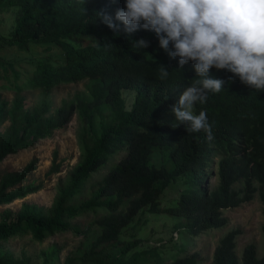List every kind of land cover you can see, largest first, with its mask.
Instances as JSON below:
<instances>
[{
  "label": "trees",
  "instance_id": "trees-1",
  "mask_svg": "<svg viewBox=\"0 0 264 264\" xmlns=\"http://www.w3.org/2000/svg\"><path fill=\"white\" fill-rule=\"evenodd\" d=\"M8 7H18L19 13L13 30L8 35L0 32L1 45L24 50L49 43L64 56L57 64L38 61L25 88L49 92L60 84L85 79L92 86L87 104L81 100L64 103L53 115H47L46 102L25 109L18 71L12 61L0 58V89L15 93L11 101L0 96V128L7 122L0 131V162L67 125L76 111L84 114L105 103L115 111L116 120L103 126L92 148L70 171L69 184L58 187L49 208L23 202L15 219L0 220V241L27 230L36 241L69 230L81 234L71 220L85 210L102 208L106 214L95 220L98 237L80 255H68L63 264H134L133 258L121 261V254L137 242L121 240L120 235L144 208L181 217L186 234L195 237L225 225L222 211L250 201L256 193L264 205L263 91L245 87L230 72L213 67L210 76L223 79L224 89L209 93L207 102L197 103L194 109L196 114L201 110L207 114L209 140L204 131L187 132L171 111L196 77L193 62L179 69V58L166 56L154 32L141 29L129 38L122 31L116 35L97 16L101 11L114 16L117 8L125 7V0H0V9ZM78 36H91L93 41L78 44L73 41ZM140 38L150 41L147 48L132 47ZM161 64L169 71L163 81L159 79ZM123 89L136 92L130 109H126ZM123 149L125 156L93 186L91 196L77 206L70 204L80 183L101 168L108 155ZM156 152L162 161L159 166L150 163ZM212 160L216 161L217 183L209 189L205 183ZM29 169L0 177V206L39 190L32 183L14 188ZM56 172L58 165L53 162L49 173ZM179 177H185L188 190L175 206L161 207V194ZM5 214L9 216L10 211ZM239 234V229H232L219 240L211 264H264L254 244L246 245L238 258L235 240ZM201 260L198 252H192L170 264H199ZM29 262L25 254L17 259L0 255V264Z\"/></svg>",
  "mask_w": 264,
  "mask_h": 264
},
{
  "label": "rangeland",
  "instance_id": "rangeland-1",
  "mask_svg": "<svg viewBox=\"0 0 264 264\" xmlns=\"http://www.w3.org/2000/svg\"><path fill=\"white\" fill-rule=\"evenodd\" d=\"M18 13V7L0 9V32L2 34L8 35L13 30ZM73 41L78 44L91 43L93 37L78 36L73 38ZM0 58L12 61L14 68L18 71L17 83L23 89L20 95L24 97L25 109L46 102L49 106L47 115H53L55 110L64 103L81 100L87 104L91 101L92 81L86 79L60 84L49 92L24 87V83L32 77L38 61L44 60L55 64L63 61V52L56 45L39 43L19 50L16 47L0 44ZM123 90L122 95L125 99L126 109H130L136 92L131 89ZM14 95V91L10 88L0 89L2 98L11 101ZM115 120V111L105 103L95 108L86 109L84 114L76 111L64 127L53 130L48 136L2 160L0 162V177L5 173L21 172L30 166L24 178L14 188L31 183L39 185L40 188L23 198L0 206V220L15 219L23 202L49 208L57 195L58 187L69 184L70 171L92 148L93 140L100 135L103 126L113 123ZM6 125L7 122L1 126L0 131ZM125 154L126 150L123 149L108 155L105 164L90 173L80 183L76 193L69 200L70 204L77 206L87 200L91 196L93 186ZM53 162L58 165V172L49 173ZM215 162L212 160L207 168V184L205 183V186L209 189L217 183ZM150 163L156 166L162 164L158 152L151 156ZM166 165L170 167L169 162H166ZM188 188L189 185L185 177H179L171 182L159 198L161 207L175 206L181 193ZM263 210L264 205L256 193L250 201L222 211L223 216L227 219L225 225L204 231L193 237L187 235L182 228L181 217L167 213H151L147 208H144L121 232V240L137 242V245L130 251L121 254V261L133 258L134 264H170L176 257L198 252L202 258L199 264H211L212 255L219 240L232 229L240 230V234L235 240V251L238 258H240L243 248L248 244L255 245L257 257L261 258L264 256ZM5 211H10V215L6 216ZM105 214V209L95 208L94 210H85L73 218L71 225L77 228L81 234L69 230L48 236L42 241L34 240L28 230L10 236L0 241V255L6 253L17 259L25 254L30 259L29 264H63L68 255H80L98 237L100 229L95 224V220Z\"/></svg>",
  "mask_w": 264,
  "mask_h": 264
},
{
  "label": "clouds",
  "instance_id": "clouds-1",
  "mask_svg": "<svg viewBox=\"0 0 264 264\" xmlns=\"http://www.w3.org/2000/svg\"><path fill=\"white\" fill-rule=\"evenodd\" d=\"M97 16L116 35L122 31L129 38L141 29L154 32L166 56L179 58V69L193 62L196 77L171 108L189 133L204 131L212 139L206 112L196 114L194 109L207 102L209 93L224 89L223 79L210 76L213 67L264 92V0H125L114 16L106 11ZM149 44L140 38L132 47L144 49ZM168 77L161 64L159 79Z\"/></svg>",
  "mask_w": 264,
  "mask_h": 264
}]
</instances>
